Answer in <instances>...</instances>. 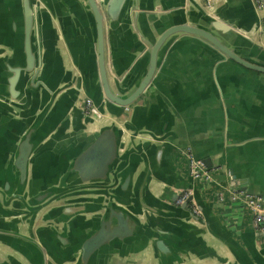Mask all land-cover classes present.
<instances>
[{"label": "crops", "instance_id": "obj_1", "mask_svg": "<svg viewBox=\"0 0 264 264\" xmlns=\"http://www.w3.org/2000/svg\"><path fill=\"white\" fill-rule=\"evenodd\" d=\"M140 1L142 7L152 10L170 9L185 2ZM43 2L37 28L36 24L32 26L28 50L23 0H0V190L15 189L18 177L13 161L18 145L29 127L38 122L36 139L40 144L30 163L29 192L40 195L47 191L42 198L47 203L68 197L69 202H76L70 205L84 206L81 213L70 218L66 233L57 231L63 230L57 222L64 216L60 207L67 205L66 199L39 211L33 230L38 240L49 247V263L83 264L79 261L83 240L100 229L109 215V209L99 200L101 196L90 194L92 190H85V195L77 190V176L69 172V167L82 147L114 118V123L120 128L124 126L125 131V146L114 166L119 182L114 194L122 205L116 204L115 208L128 211L130 217L123 225L113 217L107 226L126 227L129 231L121 238L115 237L87 264H160V259L161 264H264V236H259L257 231L261 230L253 227L251 209L232 199L227 183V172L232 171L240 183L239 189L263 197L264 203V73L226 59L195 37L177 35L161 50L160 66L148 93L123 114L114 115L112 120L109 116L97 119L86 130L85 117L80 115L75 126L57 128L42 141L40 134L50 127L53 117L70 119L69 113L53 111L55 107L44 117L39 114L48 103L50 90L68 87L55 101L61 103L58 108L65 102L71 103L74 95L70 91L77 87L79 70L72 54L75 52V59H80L78 64H87L93 75L96 53L93 17L88 16L82 0ZM235 2V10L226 12L224 17L249 31L246 35L253 43L245 53L264 63V30L257 29L254 8L248 0ZM224 4L225 0L219 3L218 13L223 11ZM79 8L85 12L79 13ZM183 18L181 14L164 19L156 15L125 16L111 23L108 46L112 80L118 76L119 82L138 81L148 66V47L143 37L152 41L161 26ZM60 24L72 33L70 47L60 32ZM29 51L38 56L36 70L40 72L21 73L12 89L13 70L26 64ZM77 95L76 105L82 108L86 95ZM188 154L202 160L214 158V182L200 188L198 196L206 227L190 219L187 208L170 203L175 193L193 183ZM4 226L0 215V228ZM29 228L26 223L20 231ZM2 241L11 243L3 238ZM227 242L240 249L242 263ZM4 243L0 241V260L13 254V249ZM23 248L26 254L18 253L26 264H42L37 251Z\"/></svg>", "mask_w": 264, "mask_h": 264}, {"label": "water", "instance_id": "obj_2", "mask_svg": "<svg viewBox=\"0 0 264 264\" xmlns=\"http://www.w3.org/2000/svg\"><path fill=\"white\" fill-rule=\"evenodd\" d=\"M221 1L222 0H218L216 2L215 10L212 13H208L203 3H200L197 0H185L183 5L172 7L170 9L161 8L157 10L142 7L140 5V3H142L140 0H82L88 16L93 17L94 22L93 42L96 50L92 67L94 74L92 75L89 72V66L87 64H78L80 59H75L76 53L74 52L75 54L73 53L72 56L74 57V61L77 63L79 70L76 79L77 87L70 91V93L74 95L71 103L65 102L63 107L58 108L61 103L59 104L58 100L55 101L56 96L61 92L63 93L68 87H59L61 90H58L59 88L57 90H50L51 92L49 93L48 103L39 114L41 117H44L55 107L53 111L59 113L65 112L66 114L69 113L70 119L64 121L61 116L59 118L53 117V120L49 121L50 127L44 131V133L40 134L42 141L48 138L54 130H57V128H68L70 124L75 126V122L79 119L80 115L85 117L83 119V128L86 130L90 125H94L97 119L109 116L112 120L113 117L123 114L124 111L133 106L142 96L148 93L150 85L160 66V52L166 44L177 35L195 37L219 51L226 59H229L246 69L264 73V63L248 57L245 53V49L250 47L253 43L251 38L246 35V32L249 31L242 29L239 25L224 17L226 12H232L235 10V0H225L223 11L218 13L217 7ZM262 1V7H258L256 0H248V3L251 4L257 15V29L264 30L262 23V17L264 16V0ZM40 4L45 5L43 0H23V11L27 20L26 28L27 33L29 34L26 39L28 50H31V32L33 24L34 26L36 24L37 28ZM84 12L85 9L79 8V13L82 14ZM177 14H181L184 18L180 22L173 23L167 27L161 26V30L157 33L155 39L152 41H145L146 39L143 37L144 42L148 47L145 51L148 54V66L145 73L138 79V81L133 79L130 84H127L125 81L119 82L117 75V77L112 80L109 65L108 26H110L111 23H117L121 17L125 16L149 17L151 15H156L159 18L164 19ZM160 22L165 21L162 20ZM59 29L64 37L66 45L69 44L70 47L72 33L70 34L66 29L64 30V27L61 24ZM241 44L243 46H241ZM26 57V64L21 67V69L15 68L13 70V76L10 79V87L12 89H15V84L21 76V73L38 74L40 72V70H36V66L39 64L38 56L33 51H29ZM40 92L43 93L41 87ZM79 92H83L86 95L85 97L92 100L94 106L101 114L99 118L86 114L83 108H79L76 105L77 94H79ZM53 100L55 105H53ZM49 115H52V113ZM113 120L116 121L114 118ZM114 121L101 127L100 130L95 133L90 142L82 147L69 167V172L74 173L77 176L76 184L79 186V189L77 190L84 191L82 192L84 195L88 192H85V190H92L90 194L95 192L101 196L99 200L107 209H109L108 220L104 219L101 228L93 231V233L85 238L81 244L79 261L83 264H87L95 253H98L106 245L108 246L115 237L121 238L122 234L128 233L129 231L126 227L108 228L107 226L108 222L113 219V217H116L121 225L127 222V219L130 217L128 211H124L121 207L119 208L120 210H117V207L115 208V206L121 202L114 194V189L119 185L114 166L120 157V150L125 146L123 140V137H125V131L123 129L124 126L120 128L114 123ZM38 128V122L30 126L18 145L13 161V169L18 177L15 189L12 191L8 189L5 192L0 190V197H4L0 198V215L5 223V226L0 228V241L4 243L2 241L3 238L4 240L11 242L4 244L13 249V254L8 255L7 259L0 260V264H26L22 260V256L19 255V253L26 254L23 246L30 247L37 251L42 264H51L48 261V256L50 255L49 247L46 246V244H43L42 241L38 240V234L33 230L39 211L43 210L48 205L55 203V201L66 199L67 205L60 207L64 211V216L61 221L57 222V224H62L63 227L62 231L57 229L58 233H66V228L69 227V221L84 209L83 205H70L76 202H69L68 197L61 199L57 198V200L47 203V199L42 200V198L48 194L47 191L40 195L29 192L30 163L32 161V156L36 152V148L40 144L39 140L36 139V131ZM194 159L198 160L196 157H194ZM213 159V157H209L206 160L201 159L206 164L208 170H210V175L212 177L211 180L194 178L191 175V159H189V171L193 183L191 186L185 187L183 190L191 191V196L186 202L178 205L187 208L190 214V219H194L205 227L207 226V220L198 196H200V188L204 189L214 182L212 171ZM227 175V183L230 191H236V188L240 184L238 179L234 176L232 171L227 172ZM85 185L89 186L85 187ZM245 190L247 191V189ZM178 193L179 192L175 193L170 200L172 205H177L176 200L179 196ZM247 193L249 192L247 191ZM7 195L8 197H5ZM238 201L246 204L241 200ZM190 203L196 206L199 214L194 213L190 207ZM4 206L8 208L5 209ZM247 206L249 207V205ZM129 209V211L133 213L135 212L132 208ZM251 212L253 215V227L256 230L257 228L254 225V212L252 210ZM136 215L142 216L143 214L138 213ZM26 223L30 224L29 230L26 232L20 231V226ZM257 233L259 236H264V231H257ZM7 238H13L15 241H9ZM227 244L232 249V252L239 262L242 263L244 257L240 249L235 243L227 242ZM158 245L160 246V243H158ZM159 262L161 264L163 261L160 259ZM242 264H245V262Z\"/></svg>", "mask_w": 264, "mask_h": 264}, {"label": "built area", "instance_id": "obj_3", "mask_svg": "<svg viewBox=\"0 0 264 264\" xmlns=\"http://www.w3.org/2000/svg\"><path fill=\"white\" fill-rule=\"evenodd\" d=\"M217 0H205L203 4L206 11L208 13H212L216 8ZM258 7L263 6L262 0H256ZM263 29H264V16L262 17ZM82 108L85 110L86 114L91 115L93 117L99 118L101 114L94 106L91 99L85 97L83 98ZM189 159H191V175L194 178L211 180L212 177L210 175V170H208L206 164L201 160H195L191 154H188ZM232 199L234 201L241 200L249 205L250 209L254 212V225L258 230L264 231V203L263 197L256 196L253 194L247 193L244 188H238L236 191L232 192ZM178 198L176 200V204L180 205L189 199L191 196V191L189 190H181L178 193ZM191 209L194 213L199 214L198 209L192 203H190Z\"/></svg>", "mask_w": 264, "mask_h": 264}]
</instances>
